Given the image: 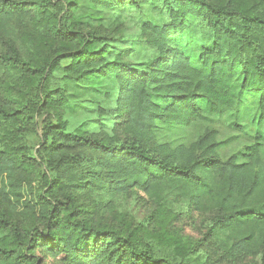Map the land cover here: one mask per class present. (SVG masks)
Wrapping results in <instances>:
<instances>
[{
  "label": "trees",
  "instance_id": "trees-1",
  "mask_svg": "<svg viewBox=\"0 0 264 264\" xmlns=\"http://www.w3.org/2000/svg\"><path fill=\"white\" fill-rule=\"evenodd\" d=\"M48 257L264 264V0H0V264Z\"/></svg>",
  "mask_w": 264,
  "mask_h": 264
},
{
  "label": "rangeland",
  "instance_id": "rangeland-1",
  "mask_svg": "<svg viewBox=\"0 0 264 264\" xmlns=\"http://www.w3.org/2000/svg\"><path fill=\"white\" fill-rule=\"evenodd\" d=\"M138 33H139L138 31H133V32H128V35L133 37L138 35ZM94 117L95 116L92 110L82 111L75 116L69 117L71 123L70 127L71 129H74L80 123H83L87 120L91 121L92 119H94ZM204 124H207V122ZM212 127L219 130V134L221 138H227L231 134L227 126L222 122H215L214 124H212ZM28 142H29V146L31 147H34L36 149L39 147V138L35 135L31 136ZM140 195L144 196V194L142 193H140ZM147 207L148 204L146 206L140 207V206H136L132 201H128V203L121 205V209H125L128 212H130L137 221H141L145 218V216L147 215ZM207 217L208 215L205 213H200L197 211L192 212V215L189 218H186V220H183V222L178 226L181 228L182 235L188 238L198 239L202 233L203 225L205 224ZM38 255L41 257L42 254H38ZM42 260L43 258L40 259V261ZM43 261L44 264H62L59 261L49 257L44 258ZM219 264H261V262L257 257V258H245L240 261L228 262V263L224 261H220Z\"/></svg>",
  "mask_w": 264,
  "mask_h": 264
}]
</instances>
